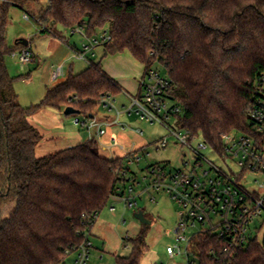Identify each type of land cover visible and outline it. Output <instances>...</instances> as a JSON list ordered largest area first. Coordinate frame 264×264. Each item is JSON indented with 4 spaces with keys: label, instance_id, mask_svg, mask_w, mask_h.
Returning <instances> with one entry per match:
<instances>
[{
    "label": "trees",
    "instance_id": "trees-1",
    "mask_svg": "<svg viewBox=\"0 0 264 264\" xmlns=\"http://www.w3.org/2000/svg\"><path fill=\"white\" fill-rule=\"evenodd\" d=\"M12 6L36 17L42 34L64 39L60 26H82L88 37L106 32L112 40L105 55L127 49L145 74L161 64L174 81L171 95L183 107V126L216 150H223V135L251 131L248 108L264 73V0H48L44 7L40 0H0V264L65 263L90 240L101 210L124 195L119 188L125 184L119 173L124 158L103 156L93 137L36 155L44 135L31 123L34 114L72 106L95 117L102 98H115L124 88L91 58L86 69L49 88L40 103L23 107L6 58L29 45L20 39L8 44ZM147 227L126 237L132 252L116 256L118 264H141ZM254 230L241 247L216 232L199 233L196 264H264L261 226Z\"/></svg>",
    "mask_w": 264,
    "mask_h": 264
},
{
    "label": "rangeland",
    "instance_id": "rangeland-1",
    "mask_svg": "<svg viewBox=\"0 0 264 264\" xmlns=\"http://www.w3.org/2000/svg\"><path fill=\"white\" fill-rule=\"evenodd\" d=\"M40 1L43 7L48 2V0ZM59 29L62 30L64 39L50 34H42V26L36 17L31 16L27 19L22 9L16 6L10 8L7 26L8 44L14 47L17 40H28L35 58V61L25 66L21 64L19 52L13 54L14 51L6 58L9 72L15 78V91L23 107L27 108L40 103L49 88L64 81L70 73H79L89 65L88 60L76 59L74 54L77 49L72 48L74 45L81 48L83 43H89L85 31H82L81 34L79 32L72 33V29L63 26H60ZM101 33L99 32L97 35H101ZM94 52L95 56L92 59L95 61L102 60L104 66L110 61L114 74L123 76L135 85L136 83L140 85L142 76L145 74V67L136 60L129 50L105 55V46L98 44ZM88 57H90L89 54ZM59 67H62L61 74L57 79H54L53 72ZM154 68L162 75H167L161 64H155ZM131 104V98L125 93H120L114 98L116 108L113 111H108L107 108L100 106L96 111L95 118L98 123L105 122L100 141H124L128 146H132L134 143L143 144L150 154L148 157L142 158L138 164L131 165V169L138 173L137 180L141 182L136 185L134 193L138 205L129 207L124 199L111 198L108 205L101 210L92 227L90 234L92 246L86 264H118L116 256H129L131 254L132 243L126 241V237H135L143 229V224L135 216L139 210H143L145 216L152 221L147 227V249L144 251L141 264H187L186 257H170L167 250L169 245L175 243L174 228L178 221L179 205L164 191L152 189L149 192L144 191L145 184L150 180L143 181V175L146 171L144 169L151 164L170 162L171 167L182 169L185 167L184 161H188V166L191 167L194 163V153L190 148L176 143V140L171 136L167 148L157 149L156 143L169 135L168 130L159 123L150 124L147 121H142L136 114H126L124 109ZM64 109L65 107H63ZM117 109L122 111L120 116H118ZM63 112L55 108H46L32 116L40 132L48 139L42 141L39 146L41 149H43L42 147H51L55 152L60 151L68 144H77L85 138L86 141L89 134H97L96 127L88 129L87 126L76 122L77 119H80L81 122L87 120L83 114L65 115ZM116 119L118 122H114ZM106 122L114 123L108 124ZM123 124L128 126L126 130L122 129ZM141 130L143 134L140 133ZM117 137L120 138L117 139ZM93 138L95 137L93 136ZM201 141L203 138L200 136L193 145L196 146ZM114 149L116 154L121 152L119 146ZM100 153L105 157L109 155L108 151L102 149H100ZM205 153L217 164H224L211 150L207 149ZM230 165L235 167L232 162ZM253 178L251 176L248 179V185L256 188ZM263 179L264 177H261V180ZM126 196L128 195L126 194ZM14 207L15 202L7 206L4 210V216L10 215ZM260 220L262 218L258 219V221ZM254 228L255 226L252 227L251 234L255 232V230L253 231ZM258 237L261 242L264 241V230L258 233ZM191 250H194L193 246ZM78 255V251L70 253L63 264H78ZM193 259H195L194 256Z\"/></svg>",
    "mask_w": 264,
    "mask_h": 264
},
{
    "label": "built area",
    "instance_id": "built-area-1",
    "mask_svg": "<svg viewBox=\"0 0 264 264\" xmlns=\"http://www.w3.org/2000/svg\"><path fill=\"white\" fill-rule=\"evenodd\" d=\"M25 17L29 19L27 14ZM82 31H85L82 26L72 29V33L82 34ZM88 39L89 43H83L82 47L75 51L76 59L90 61L95 56V47L98 44L105 46L112 37L102 32L101 35ZM17 52L23 66L34 61L33 52L29 47L18 49L13 54ZM61 71L62 67L55 70L53 78L57 79ZM173 87V79L152 67L141 80L139 94L131 98L132 104L124 111L128 115L136 114L140 120L150 124L159 123L168 130L169 135L156 143L157 149L167 148L171 136L176 143L190 148L194 153V163L191 167L188 166V161H184L185 167L182 169L171 167L170 162L148 165L144 169L146 171L143 170V181L150 180L145 184L144 191H164L179 205L178 221L174 228L175 243L169 245L167 250L170 257L183 256L186 257L187 264H195L191 247L199 233L208 230L216 232L228 239L230 246L241 247L248 242L253 226H261V230L264 229V179L261 180V177H264V73L257 77L248 108L251 131H236L223 135L222 151L216 150L204 139L196 146L193 145L199 136L183 126V107L173 99ZM103 102L108 111L116 108L112 96L104 97ZM117 112L118 116L122 113L118 109ZM76 122L87 126L88 129L97 128L94 137L98 140L100 148L110 150L119 146L125 152L122 156L124 165L119 170L120 175L125 178V184L119 188V192L123 190L124 195L115 198L124 199L129 207L137 206L138 201L134 193L136 185L141 182L137 180L138 173L131 169V165L138 164L142 158L150 155L146 146L126 150L117 140L100 141L105 122L98 123L95 117L87 118L83 122L77 119ZM115 122H118V119ZM127 127L126 124L122 125L123 130ZM140 133L143 134V131ZM92 137L90 134V138ZM207 149L215 153L224 164L211 160L205 153ZM116 157L120 156L112 153L109 158ZM230 162L235 164V167L230 165ZM251 176L254 177L252 180L256 188L248 185ZM261 218L262 220L258 221ZM91 246L89 240L78 250V264L87 263Z\"/></svg>",
    "mask_w": 264,
    "mask_h": 264
},
{
    "label": "crops",
    "instance_id": "crops-1",
    "mask_svg": "<svg viewBox=\"0 0 264 264\" xmlns=\"http://www.w3.org/2000/svg\"><path fill=\"white\" fill-rule=\"evenodd\" d=\"M30 48V47H29ZM73 49L75 48V49H79L76 45H74L73 47H72ZM66 58V57H65ZM137 60V59H136ZM34 61H35V58H34ZM98 62V61H97ZM101 63H102V65H103V68H104V70L111 76V77H113L114 79H116L121 85H122V87L124 88V92L123 93H125V95H127L128 97H130V98H132V97H135L136 95H138L139 94V92H140V85H138V83H136V85L134 84V83H132L130 80H128V79H125L123 76H120V75H116V74H114V72L112 71V69H111V62L109 61V63L106 65V66H104V64H103V62H102V60H101ZM144 65V64H143ZM64 66V65H63ZM145 67V66H144ZM143 76H144V74H143ZM143 76H142V78H143ZM64 113V112H63ZM115 122V121H114ZM31 123L33 124V125H35L37 128H38V126L36 125V123L34 122V120L32 119V117H31ZM125 123V122H124ZM113 124V123H112ZM92 135L93 136H95V134L94 133H92ZM120 138V137H119ZM118 137H117V139H119ZM86 139V138H85ZM85 139H83V140H80V142H78L77 144H74V143H72V144H68V146H66V147H64L63 149H66V148H69V147H73V146H75V145H78V144H81V143H83V142H85ZM88 139H90V134H89V136H88ZM87 139V140H88ZM43 140H48L47 139V137H45L44 136V139ZM42 140V141H43ZM86 140V141H87ZM42 141L37 145V147H36V155L38 156V157H41V156H45V155H48V154H51V153H53V152H55V151H53V148H51V147H49V148H44V147H42L43 149H41L39 146H40V144H42ZM82 141V142H81ZM118 141V140H117ZM120 141V140H119ZM121 142H123L122 144L125 146V149L126 150H130V149H132V148H139V147H142V146H144L143 144L142 145H140V144H133L132 146L130 145V146H128V144H126L124 141H121ZM121 142H119V143H121ZM125 143V144H124ZM116 146H114V147H112L110 150H108V149H103V148H101L102 150H105V151H108L109 152V155H108V157H110V154H112V153H115L116 154V150L114 149ZM62 149V150H63ZM57 152V151H56ZM125 154V152L121 149V152L120 153H118V154H116L117 156H123ZM264 229H262L261 231H263ZM261 231H260V233H261ZM264 238V237H263ZM264 240V239H263ZM263 242V241H262Z\"/></svg>",
    "mask_w": 264,
    "mask_h": 264
},
{
    "label": "water",
    "instance_id": "water-1",
    "mask_svg": "<svg viewBox=\"0 0 264 264\" xmlns=\"http://www.w3.org/2000/svg\"><path fill=\"white\" fill-rule=\"evenodd\" d=\"M20 42L22 45L24 46H28L29 45V41L26 40V39H20ZM79 113V111L77 109H75L74 107L72 106H68L65 110H64V114L65 115H72V114H77ZM90 118H93V116L91 115ZM135 216L137 217V219L140 220V222L142 224H145V225H150L152 223V221L150 219H148L146 216H145V213L143 210H139Z\"/></svg>",
    "mask_w": 264,
    "mask_h": 264
}]
</instances>
